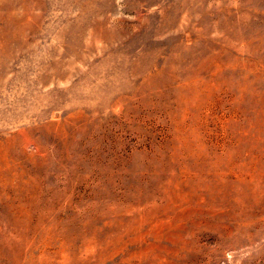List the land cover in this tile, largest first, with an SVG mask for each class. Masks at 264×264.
I'll use <instances>...</instances> for the list:
<instances>
[{"label":"rangeland","instance_id":"374dc122","mask_svg":"<svg viewBox=\"0 0 264 264\" xmlns=\"http://www.w3.org/2000/svg\"><path fill=\"white\" fill-rule=\"evenodd\" d=\"M0 264H264V0H0Z\"/></svg>","mask_w":264,"mask_h":264}]
</instances>
